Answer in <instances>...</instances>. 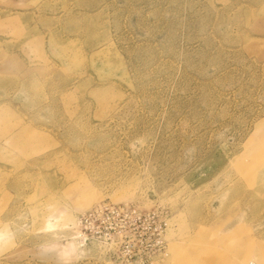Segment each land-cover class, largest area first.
<instances>
[{
    "label": "rangeland",
    "instance_id": "1",
    "mask_svg": "<svg viewBox=\"0 0 264 264\" xmlns=\"http://www.w3.org/2000/svg\"><path fill=\"white\" fill-rule=\"evenodd\" d=\"M0 264H264V0H0Z\"/></svg>",
    "mask_w": 264,
    "mask_h": 264
}]
</instances>
